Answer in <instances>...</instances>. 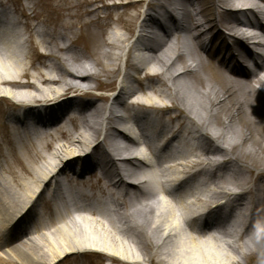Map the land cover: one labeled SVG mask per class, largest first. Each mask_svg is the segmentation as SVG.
<instances>
[{
	"label": "bare ground",
	"instance_id": "6f19581e",
	"mask_svg": "<svg viewBox=\"0 0 264 264\" xmlns=\"http://www.w3.org/2000/svg\"><path fill=\"white\" fill-rule=\"evenodd\" d=\"M96 1L80 0L79 5L82 8H87L93 6ZM136 1H126L124 4L132 5ZM161 1L165 4L171 3V0ZM242 1L246 2V10L264 12V0H173V4L170 5L178 6L185 13V26L182 29L177 26L168 28L165 39L157 44L151 38L141 42L150 55L141 59L137 57L131 64L132 74L127 78H136L135 80L138 82L142 77H137V73H143V79L149 81L158 78L163 82L161 83L163 87L168 85V100L173 105L170 107L171 110H168V106L161 104L162 107H153L148 104L153 103L148 98L144 100L133 98L130 102L135 111L151 109L156 113L154 118L139 112L136 113L133 118L134 126L137 121L142 120L154 126L155 128H151L153 131L157 129L156 127H160L164 131L168 128L165 123L173 124L170 130L166 131L171 134L170 137L165 141L162 140L164 143V153H162L164 155L162 156L167 163H171L167 170L172 173V177L164 181L157 173L153 172L150 178L144 181V184L149 191L155 192L162 188L168 193L181 209V223L191 228L193 234L211 235L214 233L222 238L226 237L228 239L225 242L227 247L239 254L242 253L241 246L246 248L247 243L243 242L242 234H238L234 228L231 230L234 226L233 223H236L235 226L239 225L240 221L238 223L237 220L243 218V210L249 203L251 195L255 197L257 209L264 207V181L244 188L241 193L232 192L233 186L249 185V182L246 183L245 179L239 177L241 171L251 168L249 167L251 163L264 156V58L253 72L246 73L244 71L242 62L250 56L245 45L251 36L243 32L237 25H232L231 18L233 7ZM72 4L74 3L72 2ZM4 5L5 3L3 4V1L0 0V6L3 8ZM154 5L156 4L149 3V6ZM95 11V9L87 8L82 11L83 15L81 16L92 15ZM8 14L5 8L0 10V19H6V24L0 23V98L11 101L13 103L11 106L22 104L21 107H26L29 106V103L38 104L65 97L66 95H62L63 88L77 87L78 89L74 93L81 95L86 79L90 78L96 81L101 77L109 76V60L111 57L112 60H115L117 56L114 57L115 54L110 51L93 49L91 57L94 63H92L77 51L72 52V49L66 45L69 40L68 36L71 34V24H65L62 27L69 34L60 32L53 35L51 30L37 27L32 29L29 26L27 30L31 29V31L26 34L17 31L19 22L15 20L16 18H7ZM109 16L110 14H107L105 17ZM95 18L85 22H82L81 18V23L85 24L84 26L99 25L100 16L97 15ZM120 20L121 16L117 21ZM12 25L15 26V29ZM252 28L261 29V26L252 24ZM179 33L183 34V37L178 36ZM97 35L98 33L95 32L87 34L88 38H94ZM204 37L209 38L212 49L203 55L196 40ZM124 42L125 39L122 35L113 32L109 37V42H105L104 45L111 46L112 50H117ZM29 44L35 51L40 46L37 44L45 46L47 50L46 54H39L38 49V56L43 60H49V64L35 70L36 74H31L30 70L33 66L29 59L27 60ZM262 47L264 48V44ZM184 48L188 49V54L180 56L178 52ZM172 53L173 56H171ZM150 63H154L157 69L146 71V67ZM209 69L217 74V76H211L213 82L201 76V73L210 71ZM87 71L94 73L85 76ZM90 84L87 83V85ZM139 86L144 88L140 83ZM139 86L133 88L130 83H127L123 88L131 96L135 94L136 90H139ZM145 87L148 90L157 91L150 84ZM145 100H148L147 103H141ZM70 107L72 106L70 105ZM71 109L74 108L68 109L67 116L73 112ZM76 111L79 117L72 116L68 120L74 129L73 135L68 134L70 131L66 125V115L47 119L46 123L48 121L51 123V127L48 129L50 131L33 133L23 124L17 130L15 126L11 125L13 123L9 117L10 124L6 120L2 122V113L0 114V132L5 138L3 142H0V251L4 250L3 254L11 262L15 261L17 264H59L58 262L66 264L69 254H83L81 251L76 253L74 248L80 250L110 249L116 252L113 250L115 246H118L116 235L126 236V239L134 242V237L139 240L145 234L148 240L150 238L155 240L154 255L159 257L162 264H230L229 259L222 257L213 249V246L203 248L198 245L196 247L192 243L189 248L183 243L178 254L172 255L169 248L170 230L167 220L168 218L179 219L172 215L168 216L167 213H159L154 218L151 214L154 213L156 203L141 194L134 193V201L132 198L129 199L128 191L131 188L134 190L136 186L128 179H133L136 175L135 172L128 173L129 170L122 166L126 164L130 166L131 162L138 161L135 155L128 151L127 147L122 146L112 128L110 135L115 142L110 143L111 140L104 129L106 125H109L107 120L100 117L99 121H95L94 116L98 113L96 101L92 105L82 103ZM173 111L175 113L172 114ZM88 112L90 114L86 116ZM181 115H185L187 118V125L185 121L180 120ZM220 119L224 120L221 127L217 126ZM102 127L105 135L101 137L102 140L98 142L95 149L105 153L107 160L95 161L93 165L89 164L90 167H86L88 169L84 176H90L96 182L106 184L104 193L107 196V201L95 205V208H89V210L93 211V215L102 214L107 225L115 231L114 234L109 231L108 227L103 226L95 219H87L91 223L84 220L88 223L85 227L74 224V213L71 209L89 205L88 201L81 200V196L85 195L86 188L90 186V180L84 181V177L76 178L74 173V176L65 174L60 179L59 185L73 182L74 188L65 190L62 195L55 196L53 193L50 197L47 195L50 192L49 187L51 188L55 175H57L55 171H62L64 167L72 168L75 159L79 158L78 149L89 142L90 138L96 136L99 132L98 128ZM130 133L134 137L148 138L149 136L148 132V136H146L141 134L138 129H133ZM178 133H183L185 137L176 141L177 144H171V141H175V135ZM62 135H67L70 148L67 146L61 152V147L55 148L53 142ZM70 136L73 138H69ZM4 146L7 147V156L3 155ZM71 147L74 149L71 150ZM158 147L159 143L152 141L146 144L141 153L143 161L149 166L151 165V168H156L159 163H163L162 158L156 160L154 156ZM223 152L229 154L231 159L234 157L232 161L237 165V168H232L228 164L229 161L212 159L213 156H219ZM48 154L55 160L53 165L47 160ZM87 156L90 154L84 155V158ZM154 158L155 160H153ZM175 160L179 162L176 163ZM194 168L196 171L192 176L181 177ZM227 170L230 172L225 176L224 171ZM16 171L20 173V176H17ZM96 172H99V175H96ZM201 172H207L209 177L194 179V176ZM112 173L115 175L112 176ZM134 180L139 183L142 179L135 178ZM182 186L184 187L182 188ZM175 187H178L177 190L180 189L181 193L172 196L176 195ZM120 188H122L121 191H119ZM38 192L40 193L37 200L43 203L45 211L34 212L33 224L27 223L21 230V234L13 239L21 240L20 244L14 245L15 241H11L2 245V240L13 233L21 219V217H17L18 215H14V212H17V208L27 199L34 202ZM218 198H227L224 205L229 204L230 206L231 203H234L228 215L203 229H195L194 227L201 225L196 220L201 221L200 217L207 215L208 208L215 204ZM34 206L27 207V212ZM110 215L117 217L124 230L114 225ZM262 215L260 210L254 217L258 219ZM230 221L231 226L227 227ZM50 222L54 224L51 225ZM49 226L55 228L54 232L67 242L66 249L63 251L64 256L58 251L53 252L42 247L41 241L48 238L43 230ZM174 231H181L177 221H175ZM35 232L43 234L40 241H36L34 237L31 238ZM241 240L242 242H240ZM141 248L143 249L142 246ZM143 256L147 258L146 260L151 259L146 255ZM0 262H3V259L0 258ZM115 263L117 262L115 261Z\"/></svg>",
	"mask_w": 264,
	"mask_h": 264
},
{
	"label": "rangeland",
	"instance_id": "374dc122",
	"mask_svg": "<svg viewBox=\"0 0 264 264\" xmlns=\"http://www.w3.org/2000/svg\"><path fill=\"white\" fill-rule=\"evenodd\" d=\"M3 1L4 8L8 11L10 14V18H16L19 22L17 31L20 33H30V30H27L28 26L30 28H44L52 31V34L54 35L55 33H60L66 34L69 32L65 31L62 29L63 25L65 24H71V30L70 34L68 36L69 40L68 43L65 44L68 45L71 49L72 52L77 51L81 56L86 57L92 61L91 53L93 49H97L100 51H110L113 54H115L114 57H116L115 60H112V57L109 60V68L110 70L108 71L109 76L107 77H101L99 80L93 81L92 79L88 78L85 80V83L83 85V92L82 96L80 97L79 101L84 103V104H90L92 105L94 101H96V105L98 106V113L96 116H94L96 119L95 121H99L98 119L103 116V113L105 112V100L106 95L109 91L115 89L118 77L120 76L122 71H125L128 66L127 64V58L129 57L130 53L133 51L134 47L131 42V36L133 32V28L135 25V21L137 18V15L139 14V11L143 9V5L141 3H138L137 1L140 0H97L93 6H88V9H95L96 11L92 15L88 16H81L82 11H84L85 7H80L79 2L80 0H1ZM126 1H136L132 5H126L124 4ZM147 1V0H146ZM72 2L74 4H72ZM120 3V4H118ZM122 3V4H121ZM78 4V6H76ZM8 14V15H9ZM107 14H110L108 18L105 16ZM100 16V23L99 25L96 26H84L81 23V18L82 22L88 21V20H94L96 19V16ZM35 16V17H34ZM121 16V20L117 21L118 17ZM91 22V21H89ZM80 23V24H79ZM14 29L15 26L13 25ZM89 32H95L98 33L97 37L94 38H88L87 34L89 35ZM113 32H118L120 35H122L125 39V42L120 45V48L117 50H112L111 46H105V42H109V37L112 35ZM183 37V34H178V36ZM90 37V36H89ZM38 38H36V41ZM183 39V38H182ZM129 42V43H128ZM38 47L39 49V54H46L47 50L45 49V46H41V44ZM130 45V46H129ZM128 46V47H126ZM28 54H27V60L31 62L33 68L30 70L31 74H36L35 70H39L43 68V65L49 64V60H43L38 56V49L35 51L33 47L29 44L28 46ZM191 48V47H190ZM201 45V51L202 54L207 52L211 47H206L204 49ZM192 49V48H191ZM188 49L184 48L182 51L178 52L180 56H183L185 54H188ZM204 55V54H203ZM173 56V53L171 54ZM205 57V56H204ZM184 59V58H183ZM203 60H205L203 58ZM90 62V63H91ZM149 69H157V66L154 63L148 64L146 67V71ZM78 70V69H77ZM210 70V69H209ZM93 71H87L85 76H90V74H93ZM141 76L142 79L140 81H136L135 78L131 80H126V82L129 81L130 85L133 88H138L139 83L142 87L139 90L135 91V94H132L131 96L128 95L127 102L124 104V106L121 109L122 115L126 118H128L129 121V111L131 110V114L138 113V111H135L132 109L131 101L133 98L135 99H149L153 103H148L152 105L153 107H162V106H168L169 109L171 110L170 107H173L172 102L168 100V91L167 87L168 85L162 86L161 83H163L161 80L153 79V80H147L143 79V73H137V77ZM201 76L203 78L210 79L212 81L211 76H217V74L214 72L210 71H205V73H201ZM140 77V78H141ZM24 81V80H23ZM213 82V81H212ZM215 82V81H214ZM87 83H91L90 85H87ZM150 84L152 87H154L157 91L154 90H148L146 89L145 86ZM56 87V86H54ZM74 87V86H72ZM78 89L77 87L75 88H63L64 92L63 93H68L71 91H76ZM146 101V102H145ZM142 101L141 103H147L148 100ZM160 104L162 106H160ZM8 105H13L11 101L8 99L0 98V114L4 113V110L6 106ZM19 106H23L22 104H18ZM167 107V108H168ZM156 109H161V108H156ZM174 109V108H172ZM128 110V111H127ZM151 110V109H147ZM166 111V110H165ZM6 112V110H5ZM142 113L143 110H140ZM172 114L175 113L174 111L171 112ZM90 114L89 112L86 113V116ZM77 118L79 117L76 116ZM155 117V115L153 116ZM115 119H107V123L109 125H106L104 129H106V132L108 133L109 139L111 140L110 143H114V139L111 137V132L110 129L116 128L117 127V122L114 121ZM180 120L185 121L186 125L188 123L187 118L185 115L180 116ZM1 121L3 122V118L1 117ZM93 122V121H92ZM129 123V122H128ZM224 123V120H218V125L221 127ZM111 124V125H110ZM134 122L130 124V127L132 128ZM136 126L142 127L143 124L139 121L135 123ZM66 125L68 126V134L73 135L74 134V129L68 120L66 121ZM173 124L171 123H165V126H167V129H164V133H167L166 131L172 127ZM99 132L96 136L93 138H90L89 142H86L83 144L82 147L78 149V152H82L85 150V148L91 143L92 141L95 140H101V137L105 135L104 129L98 128ZM133 129V128H132ZM73 131V133H71ZM162 132V131H161ZM160 132V133H161ZM162 132V133H163ZM163 133V134H164ZM129 134V133H128ZM171 135V134H170ZM198 135V134H197ZM131 136V135H129ZM133 137V141L129 140V142L125 143L122 146L127 147L128 151H131L137 154L139 151V147L143 145L145 140L142 138H135ZM176 139L175 141H172V143H176V141L181 140L184 138L183 133H178L175 135ZM73 138V137H69ZM4 136L3 133L0 132V142L4 141ZM53 145L55 148L61 147V152L65 149V147L68 146L70 148V145L67 141V135H62L53 142ZM237 145V144H233ZM5 151L3 152L4 156H7V147H3ZM74 149V147H71V150ZM161 151V152H160ZM156 154L160 155L163 152V149H160ZM71 152V151H70ZM139 154V153H138ZM140 158L141 157L140 155ZM192 158V157H191ZM234 158V157H233ZM232 158V159H233ZM213 160L215 161H229V165L232 166V168H237V165H235L231 159V156L225 152L220 154L219 156H213ZM47 160L51 162L53 165L55 163V160L52 156L49 154L47 155ZM189 160H192L189 158ZM144 162V161H143ZM167 162V161H166ZM176 163H178V160H175ZM245 163V162H244ZM140 165L132 170L130 173L135 172V178L142 179V181H145L150 178V176L154 173H157L164 181L170 179L172 177V173L167 170L168 166L171 164H164V163H159V165L156 166V168H151V165L149 166L148 163H139ZM174 164V163H173ZM165 166L163 168L162 166ZM126 166V165H123ZM154 167V164H152ZM238 166H241V164H238ZM251 168H245L244 170L241 171V175L239 177L241 179H245L246 183L249 182L248 186H240V187H232V192L233 193H241L244 188L254 186L256 183L260 181H264V156L258 158V160H255L253 163L249 165ZM17 172V171H16ZM230 171H224L225 176L229 175ZM207 173V172H206ZM208 174V173H207ZM17 176H20V173L17 172ZM87 177V176H86ZM209 177V176H208ZM206 177V178H208ZM133 178V180L135 179ZM87 180H90V186L86 188L85 195L81 196L82 201H88V206L82 205L80 207L71 209L73 211V220L74 224L78 225L79 227L87 225L88 221L87 219H95L97 222L102 224L105 227H108L109 231H111L112 234L115 233L106 223L104 217L101 215H93V211L89 210V208H95V205L102 204V202L107 201V196L104 193V188L106 187V184H101L102 182H96L95 179L88 177ZM145 187H147L145 185ZM240 188V189H239ZM148 189V188H147ZM122 188H120L119 191H121ZM156 192V193H155ZM155 192L152 191H146L145 194H141L142 196H145L146 199L150 198L151 201H154L156 203V208H154V213L151 215L155 218L159 213H167L166 215H172L176 217L179 220H173L169 219L167 220V225L169 226V235H170V252L172 255H177L179 250L182 249V245L184 243L185 246L191 248L192 243L193 245H197L199 247L203 248H210L213 246V249L217 251L222 257H227L230 261V264H264V207L262 206L260 209L257 211H253L251 209L252 203L254 204L255 197L254 195H251L249 203L245 206L243 210V218L240 220V225L235 226V222L233 223L234 226L231 228V230L234 228L235 231L238 232V234L243 235V242L247 243L246 248H243V245L241 246L242 253L239 254L237 251L232 250L231 248H228L225 242L228 240L226 237L222 238L219 235H215L212 233L211 235H198L193 234L191 228H189L186 224L181 223L180 219V212L181 209L178 207V204L174 202L171 197L168 195L166 191H164L162 188L157 189ZM134 193L139 194L136 189L128 191L129 194V199L132 198V201H134ZM172 196H177V195H172ZM151 197L156 198L153 200ZM262 197V196H261ZM128 199V200H129ZM131 202V201H130ZM149 203V202H148ZM158 203V204H157ZM39 210L40 211H45L43 207L42 202H38ZM147 204V203H146ZM23 205V204H22ZM20 205L17 209L19 210L21 208ZM92 207H89V206ZM127 205L130 207V204L127 202ZM169 206V207H168ZM153 207V206H152ZM139 208V207H138ZM170 208V209H169ZM43 209V210H42ZM70 210V209H69ZM170 210V211H169ZM262 212V217H254L258 213V211ZM153 211V210H152ZM151 211V212H152ZM252 211V213H250ZM16 212H14L15 214ZM248 213L251 215V218L248 219ZM114 225L120 229L122 227L119 224V221L117 217H113L110 215ZM48 218V217H47ZM135 219L134 214H133V220ZM84 220H87V222ZM68 221V220H66ZM135 221V220H134ZM175 221L178 222L181 231H174L175 228ZM258 222V223H257ZM87 223V224H86ZM131 223V222H129ZM257 223V224H256ZM51 225H53V222H50ZM49 224V225H50ZM120 226V227H119ZM231 226V221L227 224V227ZM55 228H52L51 226L46 227L43 232L48 236L46 240L43 242L41 241L42 247L46 248L47 250L50 249L51 251H58L61 253L62 256L65 255L63 252L64 249H66V244L67 242L64 241V238H62L59 234L54 232ZM124 230V229H122ZM128 230V229H127ZM236 232V234H237ZM141 239L137 240V238L134 237V242H132L129 239H126V236H120L116 235V240L118 246H115V249H113L116 252H113L110 249L107 250H101L99 248H91V249H83L80 250L78 248H74L75 252L77 253L78 251H81L83 254H69L68 255V262L66 264H162L160 262V259L158 256L154 255L153 248L155 246V240L153 241L151 238L148 240L145 236V234L142 235ZM34 237V239L39 240L43 237V234L41 233H33L31 235V238ZM136 241H139L141 243H136ZM9 242V241H8ZM48 242V243H47ZM242 242V240L240 241ZM14 245L20 244L19 241L13 242ZM254 243V244H253ZM121 244V245H120ZM257 244V245H256ZM143 247V249L141 248ZM245 246V245H244ZM194 247V246H193ZM69 251V250H68ZM174 252V253H173ZM4 250L2 252L0 251V258L3 259V262H0V264H17L15 261L11 262L4 254ZM64 253V254H63ZM143 255L148 256L149 260H146L147 258L144 257ZM178 257V256H177ZM115 261L117 263H115ZM61 264L60 262H58ZM65 264V263H64Z\"/></svg>",
	"mask_w": 264,
	"mask_h": 264
}]
</instances>
